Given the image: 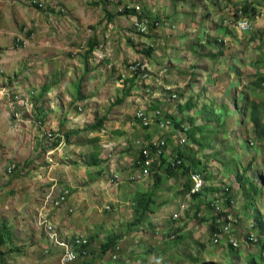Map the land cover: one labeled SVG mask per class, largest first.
I'll list each match as a JSON object with an SVG mask.
<instances>
[{
  "label": "rangeland",
  "instance_id": "374dc122",
  "mask_svg": "<svg viewBox=\"0 0 264 264\" xmlns=\"http://www.w3.org/2000/svg\"><path fill=\"white\" fill-rule=\"evenodd\" d=\"M144 1L150 3H145ZM200 1L202 2L199 8H205L207 12L193 14L192 10L194 9L187 8L188 1L183 0L180 2L181 6L178 7V10L181 12L180 15L182 16H171L168 20L170 23L169 27L164 29V26L160 24L158 28L153 30L154 28H150V22L152 20L145 18L149 21V25L145 31L146 34L142 36L130 30V32H128V39L129 37L131 38V36H136L134 39L131 38L133 42H135L136 38L141 40V43H136L141 52L143 49L139 48L140 44L145 42L144 44L149 47L154 45L152 50H150L152 56L150 54H145L139 60H147L149 56H151L150 61H154V58L159 59L158 53L170 46L171 49L169 50L173 55L170 57L173 58L172 62L167 63L164 67H159L160 70H163L162 76L166 79V86H169V88L172 87L169 85L170 83L179 81L181 87L177 86V83H175L176 89L184 91L190 84L193 82L195 83L196 79L199 77L202 81L207 82L211 73L214 75L222 74L225 78V89L220 92V96L224 98V103L229 104L226 95L223 96L226 90L234 93L238 92L239 94L236 95L238 102H241L240 98L242 95V102L245 104L242 107V111L249 114L248 107L251 102H264V85H257L259 78L263 77L264 79V0H253L255 6L251 8H254V12L250 10V15L253 16L255 12L258 11L261 18L254 19L255 27H253L254 29L252 32L242 31L236 28L234 26V19H232L230 23L226 22V20H229L233 16L235 6H231V8L225 7L224 12H220V7L227 4L225 0H220L221 3L218 2L217 5L214 2L218 0ZM173 2L174 0H139L137 3L140 7L135 5L134 9L139 15H142V9H144L146 13L149 12V15L147 14L145 16H151L152 14H157L158 9L163 6V12L165 11L168 16L172 11ZM125 5L129 4L121 3L120 8L124 9ZM216 12L219 13V18L216 17ZM224 15L226 20H221V17ZM155 16H152V18H155ZM135 18H137L138 21L141 20V17H132L131 29L133 30H135ZM184 18L188 23L191 21L196 23L198 28L203 27L202 36L204 34L207 35V37L203 39L204 43L200 44V48L197 51L190 48L193 42L191 37L195 35L197 29H192V27L189 28L187 22H184ZM172 24L177 26H174L176 29H173L171 26ZM223 24L228 27L225 29ZM208 27H213L214 32L211 30V33H206ZM227 29L231 31L228 32ZM228 33L231 35L232 39L227 36ZM154 34L157 38L153 41L152 38L156 37ZM183 35H187V37L183 39ZM251 36L253 37L251 38ZM150 44H152V46H150ZM105 47L110 51L103 53L102 49L99 50L95 55V59L86 62V72L85 69L84 71L82 69L79 71H72V75H70L68 81H74L76 84L81 83V91L86 93V91L89 90L92 91L91 93H93V95L79 104V108L77 109L79 112H77L76 109L74 111L70 108L68 110V115L71 116V118L74 117L72 121L75 123V125H73V127L76 126L74 127L75 130H81L97 122L99 118H105L99 129L79 131L77 134L71 136L78 144H82V146V142L84 141L83 137H85V145H89L90 147L95 142V140L92 142V137L97 136L98 141L96 146L100 149V156L108 160V166L113 167L119 164L118 154L114 149L117 143L112 140L113 136L110 134L113 128V119L110 117L108 111H102L104 110L103 106L108 105L109 101H113L114 98L108 100L109 97H106V86H104V84L101 85L97 79L90 78V76L98 71L97 76L107 73L102 72L101 69H104L103 66H101V69L100 67L98 69L95 68V61H97V65H100L104 56L110 57L112 54L113 50H111L112 46L110 41H105ZM195 49H197V45H195ZM153 52H156V54H153ZM165 55L167 56L166 53ZM166 60L165 57L164 61ZM194 61H203V67L208 68L205 75L198 76L196 68H190ZM204 61H206V63H204ZM211 65H216L217 69L210 68L209 66ZM232 73H235L234 77L229 75ZM148 74L149 73H147L145 77L141 76L137 78V80L141 82L140 86H138L139 90L141 89V85L145 83L144 81L146 78H149ZM78 78H80V81ZM24 83L25 86L23 85ZM41 84L42 83H40V85ZM203 84L206 88H214L212 92L217 90L216 85L209 84L210 86H208L205 82ZM15 85L17 87L14 88V91H16V88H19L21 91L25 90V93L29 96L32 103L30 114L25 113L24 116H31V118L35 117V119L42 120L38 102L42 100L44 94L42 92L40 94L38 93L39 87H34L20 80H18ZM65 85L67 86L68 84L66 83ZM194 89L199 92L203 91L208 107L215 108V99H219V93L213 95V97H215L214 99L210 94L211 91H207V89L203 90L200 85L195 86ZM165 90L164 88L163 91L165 96L170 94ZM2 103L4 104V101L1 100V106ZM96 106L97 108L99 107V112L97 111L98 109H96V113L90 115L92 108ZM19 109H22L21 106H18V110ZM155 110H147V113L152 114ZM163 111L165 115L169 117L176 116L175 118H177V116L180 115V117L183 118L186 115L185 112H178L174 115L172 114L173 110L169 111L166 106ZM223 112L224 110L220 108L217 113H220L218 117H221V121L227 119L223 128L225 133L220 134L217 139H212L211 144L216 147L218 146L217 150L219 151V156H222L224 153L227 156L228 153L224 150L228 145L232 147L229 153V155L234 156L232 169L236 171L243 169V174L245 175L250 174L253 169H259V171H262L264 174V135L261 137L263 142H259L260 138L254 137L255 133L253 126L251 127L244 119V113H233L232 108H228L225 114H223ZM43 113L44 112H42V116ZM6 114L7 117L10 116V112L7 109ZM103 115L105 116L103 117ZM260 115V118L263 117L262 122H264V110L261 111ZM10 118L12 117L10 116ZM75 119H78V121ZM77 122L79 124H77ZM9 124L10 126L7 124L1 125L0 129V228H2L1 225H3V223L7 225L8 232L10 233L9 236L12 240L10 244L19 247L21 252L2 257L0 255V264H80V261L84 260L80 258L81 256H78L75 261L70 263H62L60 261L61 248L50 242L42 225L39 223L40 217L37 218V212L43 204L46 190L49 191V187L51 186L49 185V182H51L49 178H54L56 176L59 179L58 183L54 181L51 182L54 183L55 186L54 192H57L55 195H57L62 188L60 186L67 183L66 168H64V172H62L64 164L67 163H65L63 159H59L62 164L59 168L54 166V168L51 169L50 167L51 163L55 162L60 156H64L63 153L60 154V151L65 149V146L59 149L55 148L56 150L53 149L54 147H50L49 145L52 140L48 141L47 138L52 132L44 131L42 127L27 126L25 128L32 129L22 131L24 127L23 123H16L15 120L12 123L9 119ZM37 124H40L39 121ZM8 126L11 129V135L18 137L20 140H14L12 136L8 138V136H10L8 134ZM43 127H45V125ZM154 127L158 129L159 137L165 133V128L157 124L152 127V130H149L150 133L156 132ZM257 128L262 132L264 130V125L262 127L257 126ZM5 130L6 133L4 135L3 132ZM73 130H71V132H73ZM13 131L16 133H12ZM54 131L56 132L57 130ZM234 135H236L235 138ZM221 137L224 139L221 140ZM251 137L252 141L250 139ZM222 141L228 143H223ZM79 152V159L81 162L83 161L82 156H84L86 152L84 150H80ZM195 152H197L196 149ZM213 152V150L210 151V154ZM197 156L199 158L202 157L200 154ZM227 163L228 161L223 165H220L216 161H212V163L208 161L206 163L207 167L204 171L205 185L217 188V191L211 194H205V191H203L199 199H204L209 202L207 200L208 196L214 197L215 200L218 198V204L221 203V207L231 212L233 217L236 218L237 222L228 238L220 240L219 244H214L212 242L213 237L210 228L211 210L204 204L200 214L195 215V207H192L191 204H196L197 202H193L189 195L184 193L182 196H176L175 198L186 204V209L181 210L180 213L178 211V219H173V212L175 211H173L170 206H168V209L164 208V211L160 212L158 211L159 204H155L154 210H152L151 213H147L149 209L145 210L143 214L140 212L142 216L147 213L146 217L149 216L150 222L153 223L149 228L140 229L137 233L127 234L133 229H137L139 225L136 223L137 226L126 228V224L123 222L124 224L117 229L105 226L103 227L104 233L101 235L102 239H97L95 242L90 243V247L88 248V253L90 252V254L85 260H90L92 256L93 264H115L112 261L109 251L101 260L98 258V253L100 242H103L108 236L118 231V233L123 234L116 244L119 257L121 258V264H247L250 261H253L254 264H264V184L262 183L263 179L256 178L257 176H261V172H257L252 177L256 185L262 190L253 197L251 195L252 191L247 189L246 184L243 187L238 186L236 171L232 174H225V169L228 170L225 167ZM9 167L11 168V170L9 169L10 171L8 170ZM207 169L214 173L213 182L206 178L208 174L206 171ZM56 170H58L57 173H55ZM82 171H85L83 166L80 169V175L84 174L81 173ZM135 173L137 175L133 183L140 184L142 183L141 181L143 179L145 180L148 176L139 170L135 171ZM150 177L153 178L152 174ZM150 177L148 179H150ZM246 177L247 176L243 175L240 178L243 180ZM183 179L186 181L187 176L183 175ZM256 179H258L259 182H257ZM184 181L180 183L182 189L185 186ZM107 183L109 184L107 177H105V179L102 178L99 183L102 190L107 191V186L114 189L113 185L109 186ZM206 186L204 188H206ZM227 186L231 198L233 197L230 204L225 202V195H223V191ZM67 187L68 186H65L64 188ZM47 203L51 202L48 201ZM64 203L62 205H64ZM150 206L151 204H148V207ZM91 209H94V211L96 210V212H93L91 215V219H100V215L107 218V215L113 211V205L109 204V202H100L99 204H95ZM52 211L53 209H51L50 212ZM42 214H44V212H42ZM159 218H161V222H163L164 219L165 221L161 226H156L155 222L159 221ZM46 219L48 220L47 216ZM43 220L44 218L41 217V222ZM103 224L106 225V223ZM98 228L101 229L100 227ZM67 229L68 228H65V230ZM171 234H174L175 237L180 236V243L174 240L175 237L170 239ZM74 236L64 235L63 238H67L71 241ZM248 237L253 239L248 240ZM233 239L238 241L239 247H230L229 240ZM3 250V247L0 246V254Z\"/></svg>",
  "mask_w": 264,
  "mask_h": 264
},
{
  "label": "crops",
  "instance_id": "0c3cea01",
  "mask_svg": "<svg viewBox=\"0 0 264 264\" xmlns=\"http://www.w3.org/2000/svg\"><path fill=\"white\" fill-rule=\"evenodd\" d=\"M26 1L27 0H0V103L1 100L4 101L2 106L0 104V129L3 124L10 126L9 119L12 123L14 121L10 116L7 117L8 94L6 96L4 91L12 90L17 87L15 84L20 80L34 87H39L38 93L40 94L42 92L44 94L42 100L38 102L42 120L35 119V117L31 118V116L25 117V120L28 121L24 124L22 131L32 129L25 128L27 126L42 127L44 131L53 132L55 137L60 135L64 138V133H69L76 127H73V125H75L74 121H72L74 117L71 118V116L68 115V110L72 108L74 111L76 109V111L79 112L77 110L79 104L93 95V93H91L92 91L89 90L86 91V93L82 92L80 88L81 83L76 84L74 81L69 82L68 79H70V75H72V71L74 70L79 71L82 69L84 71L85 69L86 72V62L95 59V55L99 50L102 49L103 53L110 51L105 47V41H110L112 46L111 50H113L111 56L103 60L106 57L104 54L102 58L103 61L100 65H97V61H95V68L98 69L100 67L101 69V66H103L104 69H101L102 72L107 73L97 76L98 71L90 76V78L97 79L101 85L104 84V86H106V97H109L108 100L114 98L113 101H109L110 104L108 103V105L103 106L104 110L102 112L108 111L110 117L113 119V128L110 134L113 136L112 140L117 143L114 149L118 154L119 160V164L115 165V167L116 169L118 168V171H121L120 176L122 178L118 186L107 183L109 186L113 185L114 189L107 186V191L102 190L99 183L102 178L105 179L108 175L106 170H104V165L108 166V160L100 156L98 164H95V162L90 164V162L93 161L91 158L93 144L91 147L85 145V137H83V146L80 143L78 144L72 136H69L67 141L62 139V142L53 149L56 150L55 148L59 149L65 146V149L60 151V154L63 153L64 156H60L59 158L57 156L58 159L51 163L50 167L51 169H53L54 166L59 168L62 165L59 159H63L65 163H67L64 164L62 170V172H64V168H66L67 183L60 186L62 188L59 192L63 190L65 186H68L69 196L64 205L55 207V209L51 203H47L49 201L46 199L47 194L51 188L55 187L54 183L51 182L54 181L58 183L59 180L56 176L54 178H49L51 181L49 185L51 186L49 187V191L46 190L43 204L37 212V218L44 212L48 220L55 225L58 234L62 237H64V235L74 236L81 234L88 237L91 243L95 242L97 239H102L101 235L104 233L103 227L105 226L117 229L124 224L123 222H125V226H128V224L132 222L137 223L139 229H133L128 232V234L137 233L140 229L143 230L147 227H151L153 223L150 222L149 216L146 217V214L154 210L155 204H159L158 211L160 212L164 211V208L168 209V206H170V208L175 211L173 212L174 214H179L182 209L181 206L183 201H178V199L175 198L185 193V190L183 191L180 184L184 181L180 170H175L172 175L169 176L163 169L159 170L160 176L165 179L158 187L154 186V180L150 176V179H148L149 177L145 178L140 184L128 180L131 171L135 169L134 159L137 157L138 153L134 141L139 139L147 142L159 136V131L155 127V133L149 132V130H152L153 125L149 129L142 127L141 124L134 119V112L140 108L145 112L155 109L163 111L166 106L169 111L173 110L172 114L174 115L178 112H185L186 117L196 118L194 121L195 124L204 123L199 114L202 110H206L209 107L203 91L199 92L195 90L194 87L200 85L203 90L207 89V91H211L210 94L212 97L214 94L219 93V99L213 97L216 101L215 108H210L217 113L218 110H220L219 105L226 104L224 103V98L220 96V92L225 89L224 76L222 74L214 75L211 73L207 82L202 81L199 77L196 79L195 83L193 82L190 84L184 91L176 89L175 83H177V86L181 87L179 81L170 83L169 85L172 86L171 88L178 92V96H181L178 97L177 102H170L163 91L165 87L169 86H166V79L162 76L163 70L159 69L160 66L164 67L167 63L172 62L173 58L170 57L173 55L169 50L171 49L169 46L158 53L159 59L154 58V61H150L152 54L148 57L149 78H146L140 90L138 86H140L141 82L136 78L126 77L122 83H119L118 79L125 72L123 67L127 63L129 64L139 60L145 55V53L138 50L136 44L141 43V40L136 38L135 42H133L130 37L128 39V32H130V30L132 31L131 19L133 16L139 15L134 9L135 5L139 6L137 3L139 0H121V2H119V0H44L47 5L57 6L58 9H63V12L57 10H40L34 6H30ZM182 1L174 0L172 11L168 16L165 11L163 12V6H161L157 14H152L149 17L151 18L156 15L155 18L161 21L165 29L170 26L168 20L171 16H182L180 15L181 12L178 10V7L181 6L180 2ZM187 1V8L194 9L192 10L193 14H202L206 11L205 8H199L202 1ZM144 2L150 3L148 1ZM218 2L221 3L220 0L214 3L217 5ZM238 2L239 1L236 0L234 4L228 2L227 4L223 3L224 5L220 7V12H224L225 7L231 8V6H235ZM121 3L129 4L132 11L129 14L119 13L118 10H121L119 4ZM142 11L145 15H149V12L146 13L144 9H142ZM107 13H109L110 16H107ZM216 14V17L219 18V13L216 12ZM224 17L225 15L221 17V20ZM184 22H187L185 18ZM226 22L229 23L228 21ZM190 23L187 22L189 28L192 27V29H197L195 35L191 37L193 42L190 48L197 51L200 48V44L204 43L203 39L206 38L207 35L204 34L202 36L203 27L198 28V25L192 21ZM171 26L173 29L177 27L175 24ZM223 26L225 29L228 27L224 24ZM211 30L214 32L213 27H208L206 33H211ZM18 35L24 40V44L21 45L20 43H16V37ZM154 36L156 35L154 34ZM227 36L232 39L229 33ZM182 37L184 39L187 35H183ZM156 38L157 36L153 37V41ZM195 45H197V49H195ZM152 47H154V45ZM153 54H156V52H153ZM165 57L167 59L166 61H164ZM204 63H206V61H204ZM194 67L196 68L198 76L205 75L208 69L203 67V61H194L190 68L192 69ZM209 67L217 69L216 65H211ZM229 75L234 77L235 73ZM78 79L80 81V78ZM204 82L208 86H210L209 84L216 85L217 90L212 92L214 88H206L203 84ZM40 83L42 84L40 85ZM66 83L68 84L67 86L65 85ZM23 85L25 86V83ZM76 87H79V94L76 92ZM22 91L26 92L25 90ZM238 94V92L234 93L227 90L223 94V96L226 95L231 103L232 110H234V107H237V109L239 108L236 101L232 100V97H236ZM123 96H125L124 99L120 103H116V101ZM96 109H98L97 111L99 112V107L97 108L96 106L92 108L90 115H94ZM42 112H44L43 116ZM177 118L178 119L175 121L176 123L184 119H182L180 115L177 116ZM170 119L172 122L174 121L173 118L170 117ZM38 121L40 126L37 124ZM76 121H78V119ZM42 124L43 126L45 125L46 128L43 127ZM77 124L79 123L77 122ZM186 125H188V127H186ZM9 126L8 129L10 131L8 130V134L10 136H8V138L12 136L14 140H20L18 137L11 135ZM183 126L189 128L190 122L184 119ZM54 130L57 131L55 132ZM176 130H178V127L174 130V133ZM5 133L6 130L3 134L5 135ZM12 133L16 132L13 131ZM192 148L195 150L194 147ZM80 150L86 152L85 155L82 156L83 161L81 162L79 159ZM197 155L196 153L195 158L200 160ZM212 161L213 160H210L209 163H212ZM82 166L85 168V171H82L81 173L84 174L80 175ZM199 168L202 170L205 178V168L203 166ZM57 171L58 170H56L55 173H57ZM206 171L208 172L207 176H211H206V178L212 181L214 173L209 169ZM229 173L232 174L233 172L225 170V174ZM204 191L205 194H211L217 191V188L206 186ZM56 193L55 191L53 194L55 195ZM147 193H149V196L148 199L146 198V202L151 204V206L148 207L149 212L142 216L140 215L139 206L140 204H144V202L140 203L138 198ZM209 197L210 196H208L207 200L212 199V197ZM192 201L195 202L194 200ZM201 201L205 200L199 199V202ZM100 202H109V204H112L113 211L107 215V218L100 215V219H91L93 212H96V210L94 211V209L91 208ZM51 209H53L52 212H50ZM141 214L143 213L141 212ZM139 216H142L141 221H135ZM212 219L213 216L211 215L210 223ZM161 221V218H159V221L155 222L156 226H161L165 219L163 222ZM103 223H106V225ZM62 226L68 229L65 230Z\"/></svg>",
  "mask_w": 264,
  "mask_h": 264
},
{
  "label": "trees",
  "instance_id": "16d2710c",
  "mask_svg": "<svg viewBox=\"0 0 264 264\" xmlns=\"http://www.w3.org/2000/svg\"><path fill=\"white\" fill-rule=\"evenodd\" d=\"M238 1L239 2L237 4H235V6H236V10L237 11H241V13H240V16H237V14H236V17L234 18V21H237L239 18L243 17L242 15H245L247 17L248 16V12L250 10L254 11V8H251L252 7L251 5H254L253 4V0H238ZM119 2H121V1L119 0ZM225 2L234 4L236 2V0H225ZM30 6H33V5H30ZM34 7H36V6H34ZM38 9H40V10H49V11L57 10V11H60V12L64 11L63 9L62 10L58 9L57 6L50 7V5H47L44 8H39L38 7ZM118 11L121 14H129L132 11V9H130L129 5H125L124 9H121V10H118ZM107 16H110V14L107 13ZM138 16H139V18L140 17H145V14L142 11V15H138ZM222 20H226V17L222 18ZM231 20L232 19L230 18L229 20H226V21L230 22ZM157 22L159 23L158 25L155 26L154 24H152L150 26V28L151 29L152 28H156V27H158L161 24V21L157 20ZM25 31H26V29H25ZM132 31H133V29H132ZM227 31L230 32L231 30L227 29ZM252 37L253 36H251V38ZM23 41L24 40H22L21 36L18 35L16 37V43H20L22 45ZM150 46H152V44H150ZM150 50H152V47H149L147 45V47L144 48L142 52H144L146 55H149L151 53ZM108 58L109 57L106 56L103 60H106ZM138 61L141 62L142 60H136V61H133L132 63H135V62H138ZM129 64L127 63L123 68L126 70ZM133 75H141V72H136ZM132 78H135V77H132ZM259 79L260 80L257 81V85L261 86V83L264 82V79H263V77L259 78ZM78 88L76 87V92L79 94ZM168 91H170V90H168ZM174 94L176 95L178 93L175 92ZM124 97L125 96L119 98L116 101V103H120V101H122L124 99ZM232 100H235L237 105H238V107H239L238 109H237V107H234V110H232L233 113H242L243 114L244 112L242 111V107L245 104L241 103L242 102V97L240 98L241 102H238V100H236L235 96L232 97ZM219 107L222 110H224L223 114H225V111L227 113L228 108H232L230 102H229V104L219 105ZM248 110H249V114L244 113L243 117L248 122V124L251 125V127L253 126V130H254V133H255L254 137L255 138H260L259 142H263L261 137H262V135H264V130L262 132L259 131L257 126L262 127L264 125V122H262L263 117L260 118L261 111L264 110V102H261V101H259V102H251L249 107H248ZM199 115L202 117V120L204 121V123L202 122V123L197 125V124L194 123V121L196 119L195 117H186V119L190 122V127L186 128V127L183 126V120L184 119L182 118L183 120H181V121H179L177 123L175 122V126H176L175 128L177 129V127H178V130L176 132V137L172 136L174 134V129H170L172 137H166L164 139V143L161 144V145L156 146L153 143H151V141H147V142L144 141V143L141 145V148L137 149L138 150L137 157L134 159V167H135V169H133L131 171L130 175L128 176V180L130 182L134 181V178L137 175L135 173V171H137V170H139L141 172L145 171V172H147L148 176H151V174H152V177H153V180H154V186L158 187V186H160L163 183V181L165 179V178H162L160 176V174L158 172L159 170L163 169L168 174V176L172 175V173L175 170H180L181 171V175L183 174V175L186 176V175H188V173L191 170V168L192 169H199L200 166H203L204 168H206L207 167L206 163L208 161H210V160L216 161L220 165H223V164H225V162L228 161V163L225 165V167L228 170H226V169L225 170L226 171H231V172L236 171L235 169H232L233 168L232 164H233V161H234V158H233L234 156L233 155H229V153L232 150V147L228 145L226 147V149L224 150L225 152L228 153L227 156L225 155V153L222 154V156H219V151L217 150L218 146L216 147V146H213V144H211V140L212 139H217L220 134L225 133L223 128H224V126L226 124L225 121L227 119H224L223 121H221V117H218L220 115V113H216L215 111H213V109H210V108H208L206 110H202ZM104 116L105 115H103V117ZM175 117L176 116H173L171 118H173L174 121H176ZM104 119L105 118H99L97 122L92 123L91 125L86 126L85 128H83L81 130H75L74 129L73 132L64 133L63 134L64 138H62L60 135L55 137L54 133L52 132L51 133L52 141H51V144L49 146L50 147H57L62 142V139L67 141V138L69 136L75 135L79 131L97 130V129H99L102 126ZM134 119L137 122H139V119L136 117L135 114H134ZM142 127L149 129L150 125L142 126ZM215 136H217V137H215ZM235 137H236V135H234V138ZM223 139L224 138L221 137V140H223ZM250 139L252 140V137ZM93 140H95V142L93 143L92 152H91V156H92L91 158L93 159V161H91L90 164L93 163V162H95V164H98L99 161H100V149L96 146V143L98 141L97 136H93L92 142H93ZM174 140L176 141V143L178 145H184L182 149L177 151V156L179 158H182V160H183V162L181 164H177L174 161L173 158L165 157V156H169L167 151H166V149H165L166 146L173 145L174 144L173 143ZM222 142L223 143H228V142H225V141H222ZM192 147H194L197 150V152H195V150ZM212 150L214 152L212 154H210V151H212ZM144 151H146L147 154H145ZM157 151H159V153ZM196 153L198 155L200 154L202 156L201 158H199L197 156L200 160H197L195 158V154ZM151 157H153L151 162H148V160ZM104 170H106V173L109 175V177H112V173L109 170V166H105L104 165ZM113 170H114V173H116L117 178L120 181H122V178L120 176L121 175V171H118V168L116 169L115 166H114ZM200 171H202V170H200ZM257 172H261V176H257L256 178L263 179L262 183L264 184V174L262 173V171H259V169H253V171L250 174H246V175L243 174L244 173L243 169H241L240 171H236V176H238L237 177L238 186H242L243 187L246 184L247 189L252 191L251 195L253 197H255L258 193H260V191H262L261 188L258 187L256 185L255 181L252 179L254 174H256ZM243 175L247 176V177L242 180V178H240V177H242ZM148 176H147V178H148ZM207 177H211V176H207ZM256 181L259 182L258 179H256ZM118 185H119V181L117 182V186ZM184 185L185 186L183 187V191L185 190V194H189L190 198L192 200H194L195 202H197L195 205L191 204L192 207H195V210H194L195 215H199L200 214V212L202 210V206L204 204H205L206 207L209 208V210H211V215L213 216V219H212V222H211L212 224H210L211 231L213 229V225H214V222H215V216H218L220 218V217H226L227 215L230 214L229 211L223 209L222 207L218 208V209L216 208V206H220L221 205V203L218 204L219 201L218 202H214L213 200H208L209 202H207V201L199 202L198 198L200 197V195H202V192H199V191L193 192V193L190 192L192 184H191V180H190L189 176H188L187 180L184 181ZM64 189L68 191V194L66 196V199H67L68 196H69V188H64ZM60 192H62V190ZM223 192H224L223 195H225V199H224L225 202L227 204H230L231 201L233 200V197L231 198V195L228 192V190L224 189ZM147 194H144L142 197L138 198L140 200V203L144 202V204H140V206H139L140 207V212H142V213H144V211L148 209V202H146V198L148 199L149 193H147ZM66 199H65V202H66ZM250 205H252V204H250ZM60 206H57V207H60ZM181 210H183V209H181ZM214 213H216V214H214ZM141 219H142V216H139L137 218V220H135V221L140 222ZM137 225H136V223L132 222V223L128 224V226H126V228H128V227L131 228L132 226H137ZM1 227L2 228H0V246H2L3 249H4L1 252V254H0L1 257L5 256V255L18 254L19 252H21V249L19 247H17L16 245L14 246V245L10 244V242L12 240H11V237L9 236L10 233L8 232L7 225L5 223H3V225H1ZM137 229H139V227ZM78 235H81V234H78ZM81 236L85 237L87 242L82 246L83 250H85L86 253L85 254H82V253L78 254V256H81L80 258L84 259V260L80 261V264H93L92 256L90 257V260H85V259H87L86 257L87 256L89 257V254H90V252L88 253V248L90 247V241H89L88 237H86L85 235H81ZM122 236H123V234L122 233H118V231H117V232H114L112 235L108 236L106 238V240H104L103 242H100L98 258L100 260L103 259V257L109 251V254H110L111 258H112V261L115 264H121V262H120L121 258L119 257V254H118V251H117V248H116V246H117L116 244L118 243V241L121 239ZM171 239H173V238H171ZM174 240L176 242L180 243V236L175 237ZM248 240H250V237H248ZM229 245H230L231 248L233 247L232 244H229ZM78 256H77V258H78ZM75 260H73V261H75ZM73 261H71V262H73ZM67 263H70V262H67ZM209 264H215V263H209ZM247 264H254V263H253V261H250Z\"/></svg>",
  "mask_w": 264,
  "mask_h": 264
},
{
  "label": "built area",
  "instance_id": "2783aa9c",
  "mask_svg": "<svg viewBox=\"0 0 264 264\" xmlns=\"http://www.w3.org/2000/svg\"><path fill=\"white\" fill-rule=\"evenodd\" d=\"M27 4L36 6L37 8H44L47 6L44 0H27ZM50 7H54V5H50ZM58 8V7H57ZM136 17V16H133ZM154 24L155 26L158 25L159 23L157 21H151L150 26ZM135 30H133L134 33H137L138 35H144L146 34L145 31L147 30V27L149 25V21L145 18H141L140 21L135 18ZM234 26L238 28L239 30L242 31H249L251 29V26L249 22L245 20H237L234 23ZM136 36H131L132 39H134ZM24 44V41H23ZM143 47V46H139ZM146 70H147V64L146 61L143 59L141 62H135V63H130L125 70V72L121 75V77L118 79L119 83H122L124 78L128 76H132L136 72H141V75H137L138 77H145L146 75ZM4 91V90H3ZM4 94L7 96V106L8 110L10 112V116L15 120L16 123L21 122L25 124L28 120H25V113L31 112L32 108V103L29 99V96L16 88V91H14V88L12 90H6L4 91ZM18 106H21V110H18ZM136 117L141 121V123L144 126H148L149 124L152 123L153 119L151 117L147 116L142 110H138L135 113ZM159 115V112H156L154 117H157ZM160 126L163 127L165 124L164 122L160 121L159 122ZM48 141L52 140L51 135L47 138ZM139 143V142H137ZM160 144H163L161 142ZM158 145V144H155ZM159 153V151H157ZM145 154H147L146 151H144ZM114 166L111 167L110 172L112 173V177H108V181L113 184H117L119 179L116 176V173H114L113 170ZM11 170L9 167L8 170ZM9 170V171H10ZM147 175V172H142ZM191 180H192V187L190 192H197L199 189L202 187L203 180L201 176L194 172L191 174ZM54 188H51V190L47 194V200L51 202V204L54 207L60 206L65 202L66 196L68 194L67 190H62V192H59L57 195L53 194ZM216 208H220L219 206H216ZM40 217V225H42L43 230L47 236V238L52 242L55 246L61 248V255H60V261L62 263H67L75 260L78 256L79 253L85 254V250H83L82 246L87 242L86 238L77 235L74 236L71 241H69L67 238H63L61 235L58 234L57 229L55 228V225L51 223L49 220L46 219V215L42 214L39 215ZM41 217L44 218V220L41 222ZM235 222V218L233 217L232 214L227 215L226 217H217V229H218V234H215V236H219L222 234H228L232 224ZM214 241H217L215 238ZM233 245L237 246V243L233 241Z\"/></svg>",
  "mask_w": 264,
  "mask_h": 264
},
{
  "label": "clouds",
  "instance_id": "9594fccd",
  "mask_svg": "<svg viewBox=\"0 0 264 264\" xmlns=\"http://www.w3.org/2000/svg\"><path fill=\"white\" fill-rule=\"evenodd\" d=\"M251 6H255V5H251ZM249 7V6H248ZM250 8V7H249ZM235 10V11H234ZM234 10H233V16L231 17V19H234L235 17H236V14H237V16H240V13H241V11H237L236 10V7L234 8ZM252 11V10H251ZM252 12H254V11H252ZM251 14V12L249 11L248 12V16L246 17L245 15H242L243 17H241V18H239L238 20H245V21H247V22H249V24H250V26H251V29L249 30V31H247V32H252V30L254 29L253 27H255V22H254V19L255 18H261L260 16H259V12L258 11H256L255 12V14L252 16V15H250ZM136 17H139L138 15H136ZM141 18H143V17H141ZM144 18H147V19H151L152 21H157L158 19H156V18H150L149 16H145ZM230 23V22H229ZM143 36V35H142ZM141 46H143V47H139L140 49H144V48H146L147 47V45H145L144 43L143 44H140ZM145 61H146V64H147V70H146V74L148 73V71H149V65H148V58H147V60L146 59H144ZM127 77H135L136 79L137 78H139L137 75H132V76H130L129 74H128V76ZM126 78V77H125ZM124 78V79H125ZM260 80V79H259ZM261 85H264V82L263 83H261ZM165 91L166 92H168V93H170V94H168V95H166L167 96V99L170 101V102H177L178 101V97H181V96H178V94H174L176 91L174 90V89H172V88H167V87H165ZM255 89V88H254ZM257 89V88H256ZM168 90H170V91H168ZM176 93H178V92H176ZM138 110H142L147 116H149V117H151V119H153V121H152V123L151 124H149L150 125V127L153 125H159L160 126V124H159V122L160 121H162V122H164V126H163V128H165V133L164 134H162L160 137L158 136V138H156V139H154V140H151V143H153L154 145L155 144H158V145H161L160 143L161 142H163L164 143V139L166 138V137H171V131H170V129H176L175 127V121H173L172 122V120L170 119V117L169 116H166L165 115V113H164V111H161V110H159V109H156L151 115L150 114H148L147 112H145L143 109H138ZM138 110H136L135 112H134V114L138 111ZM156 112H159V115L157 116V117H154V115H155V113ZM184 119H186V115L183 117ZM176 120L178 119V118H175ZM139 122H140V124H141V126H144L142 123H141V121L139 120ZM152 126V127H153ZM161 127V126H160ZM186 127H188V125H186ZM176 132H177V130L175 131V133L172 135L173 137H176ZM167 134V135H166ZM252 141V140H251ZM137 142H139V143H137ZM144 143V141L143 140H135L134 141V144H135V146L137 147V149L138 148H141V145ZM173 145H171V146H166V151H167V153H168V155L169 156H165V157H170V158H173L174 159V161L177 163V164H181L182 162H183V160H182V158H179L178 156H177V151L178 150H180V149H182L183 148V146L184 145H178L177 143H176V141L174 140L173 141ZM158 145H156V146H158ZM152 158L153 157H151L149 160H148V162H151V160H152ZM111 169V167L109 168V170ZM200 169V168H199ZM199 169H191L190 171H189V173H188V175H186L187 176V178H188V176H189V178H190V180H191V174L192 173H194V172H196V173H198L200 176H201V178H202V180H203V184H202V187L199 189V192H202L203 193V191L205 190V178H204V176H203V172L202 171H200ZM107 177V180H108V177H109V175H107L106 176ZM109 182V181H108ZM119 182H120V180H119ZM110 183V182H109ZM193 182H192V180H191V184H192ZM110 184H112V183H110ZM113 185H115V184H113ZM117 185V184H116ZM227 188H228V186H227ZM226 188V190H228ZM186 195H189V194H186ZM190 197V196H189ZM217 200H215V198L213 197L211 200H213L214 202H218V198H216ZM221 199H222V197H221ZM220 208H221V205L219 206ZM230 207V206H229ZM181 208L182 209H186V204H182V206H181ZM214 214H216V213H214ZM230 214H232L231 212H230ZM217 217L218 216H215V222H214V225H213V229H212V242L214 243V244H219V242H220V240H222V239H226V238H228V236L231 234V231L233 230V227H234V225L236 224V222H237V220H236V218H235V222L232 224V226H231V229H230V231H229V233L228 234H222V235H219V236H215V234H218V229H217V226H218V223H217ZM179 218V214H174L173 213V219H178ZM212 222V221H211ZM210 224H212V223H210ZM171 237H170V239L171 238H174L175 237V235L174 234H171L170 235ZM217 239V241H214V239ZM250 239H253V238H250ZM254 240H255V238H254ZM233 241H235L236 243H237V246H234L233 245ZM229 244H232V246L234 247V248H237V247H239V243H238V241L236 240V239H233V240H229Z\"/></svg>",
  "mask_w": 264,
  "mask_h": 264
}]
</instances>
